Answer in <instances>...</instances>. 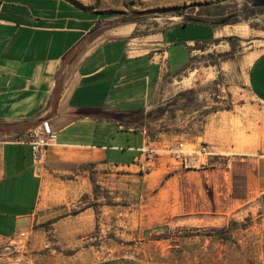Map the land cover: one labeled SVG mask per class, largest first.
I'll use <instances>...</instances> for the list:
<instances>
[{
  "label": "rangeland",
  "instance_id": "374dc122",
  "mask_svg": "<svg viewBox=\"0 0 264 264\" xmlns=\"http://www.w3.org/2000/svg\"><path fill=\"white\" fill-rule=\"evenodd\" d=\"M74 1L78 6L73 7L99 20H135V35L145 36L198 18V13L204 19L242 17V9L259 0ZM238 25L247 26V35L231 33L229 51H223L224 43L196 45L199 52L183 71L165 78L168 95L184 90L167 105V118H151L149 125L152 136L198 133L196 145L182 137L184 150L207 146L210 155H199L184 168L158 152L146 173L135 167L113 176L93 171L86 193L41 201L23 237L0 239V264H264V184L257 187L255 177L264 151L244 157L220 143L226 137L235 145H251L258 125L264 129V106L230 93L227 79L231 61L264 47V8ZM199 91L209 95L207 100ZM212 108L230 111L229 117H205ZM196 110L203 116L198 112L193 118ZM257 112L262 115L258 121Z\"/></svg>",
  "mask_w": 264,
  "mask_h": 264
},
{
  "label": "crops",
  "instance_id": "0c3cea01",
  "mask_svg": "<svg viewBox=\"0 0 264 264\" xmlns=\"http://www.w3.org/2000/svg\"><path fill=\"white\" fill-rule=\"evenodd\" d=\"M115 20L93 18L65 0H0V239L27 230L41 201L86 193L93 171L113 176L136 168L137 150L143 147L166 153L183 136L196 145L198 133L152 136V119L146 117L161 109L157 119L167 118V105L184 89L168 95L163 82L183 71L199 52L196 45L221 39L217 45L224 43L223 51H229L222 39L247 35L246 25L188 22L135 35V24ZM227 69L228 91L264 106V47L243 52ZM197 95L209 97L202 91ZM198 112H192L193 118ZM129 113H140L132 118L140 116L143 123L129 122ZM229 113L212 108L205 117L228 118ZM114 115H123V122L112 120ZM43 122L57 138L36 157L16 137ZM256 134L251 145H235L226 137L220 143L246 157L264 151L262 125ZM263 157L256 165L257 187L264 184Z\"/></svg>",
  "mask_w": 264,
  "mask_h": 264
},
{
  "label": "built area",
  "instance_id": "2783aa9c",
  "mask_svg": "<svg viewBox=\"0 0 264 264\" xmlns=\"http://www.w3.org/2000/svg\"><path fill=\"white\" fill-rule=\"evenodd\" d=\"M56 133L49 127L47 122H43L40 127H36L28 131L24 136L16 137V141L27 143L34 156L39 157L43 151L52 146L56 142ZM157 150L152 146H146L137 150L134 163L138 172L146 173L150 164L157 156ZM166 153L181 167L187 168L191 161H195L199 155H210L207 146H199L191 151L184 150L182 142L176 143L174 146L168 147ZM24 233L20 234L23 237Z\"/></svg>",
  "mask_w": 264,
  "mask_h": 264
},
{
  "label": "trees",
  "instance_id": "16d2710c",
  "mask_svg": "<svg viewBox=\"0 0 264 264\" xmlns=\"http://www.w3.org/2000/svg\"><path fill=\"white\" fill-rule=\"evenodd\" d=\"M69 3H71L73 6H78L77 3L74 0H65ZM253 3V2H252ZM264 7L261 8H252V7H248L247 5L242 9L243 15L242 17H238L237 15H233V16H229V17H223V18H212L211 16L205 15V19L202 18L201 16H204L202 13H198L199 17L198 18H189L187 19L188 23H198V24H203V25H208V26H212V27H217V26H226V25H235L241 22H246L249 17L251 15L254 14V12L256 10H260L263 9ZM174 14L176 16H181V12L179 11H174ZM221 13H219L218 15H220ZM135 20H123L121 23L122 24H132L135 23ZM187 22H184L183 24H186ZM254 27V26H252ZM225 41H230V37L222 39ZM221 41V39L215 40L216 43H219ZM163 110L158 109L155 114L154 112L149 114L146 118H158L161 114H162ZM130 114V113H129ZM140 114V113H139ZM138 113H131L128 117L129 118V122H136L138 124H142V117L137 116L135 118H132V116L134 115H139ZM123 115H118V116H112V120H119L121 122H123ZM1 131V130H0Z\"/></svg>",
  "mask_w": 264,
  "mask_h": 264
},
{
  "label": "water",
  "instance_id": "95a60500",
  "mask_svg": "<svg viewBox=\"0 0 264 264\" xmlns=\"http://www.w3.org/2000/svg\"><path fill=\"white\" fill-rule=\"evenodd\" d=\"M251 6L253 8L264 7V0H259V1L253 2L251 4ZM260 204H261L262 213L264 214V193L260 196Z\"/></svg>",
  "mask_w": 264,
  "mask_h": 264
}]
</instances>
